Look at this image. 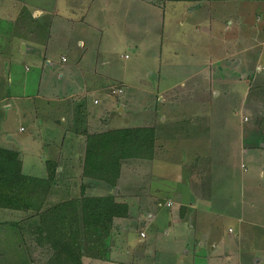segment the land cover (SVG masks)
Segmentation results:
<instances>
[{
    "label": "rangeland",
    "instance_id": "1",
    "mask_svg": "<svg viewBox=\"0 0 264 264\" xmlns=\"http://www.w3.org/2000/svg\"><path fill=\"white\" fill-rule=\"evenodd\" d=\"M0 4L5 17L20 15L15 22L0 16V95L3 89L21 92L11 109L0 103V147L19 152L25 174L44 178L46 160L58 159L61 176L55 184L62 187L56 191L63 200L78 196L88 179L76 165L83 152L77 149L87 141L77 129L155 126L154 159H131L117 180L128 192L142 187L150 199L137 207L138 199L127 192L130 217L112 231L118 250L125 251L128 243L141 246L140 229L153 247L179 246L173 213L183 202L191 215L203 213L208 242L211 226L218 225L223 245L245 253L244 264H264V131L258 126L264 101H246L248 76L264 80V68L259 71L257 65L264 59V0ZM36 6H48L49 13L35 19ZM222 55H227L222 70L208 61L201 76L191 78L204 60ZM203 173L208 197L200 202L192 189ZM54 203L48 198L47 204ZM149 204L155 205L152 217L146 212ZM19 212L0 208V264H31L20 261V248L28 246L25 255L49 257L12 223L27 214ZM203 256L199 253L197 262ZM255 256L260 263L252 260Z\"/></svg>",
    "mask_w": 264,
    "mask_h": 264
},
{
    "label": "trees",
    "instance_id": "2",
    "mask_svg": "<svg viewBox=\"0 0 264 264\" xmlns=\"http://www.w3.org/2000/svg\"><path fill=\"white\" fill-rule=\"evenodd\" d=\"M250 82L246 101H264V80L258 82L252 76ZM259 123L264 131V118ZM79 133L87 135L80 169L88 183L78 196L50 205L47 201L61 172L59 160H46L47 175L37 178L23 172L18 151L0 147V208L27 212L15 222L23 221L24 231L33 236L36 246L49 254L51 259L44 264H85V258L108 259L114 241L115 220L130 217V203L117 180L132 163L131 159H137V163L140 158L154 159L155 126L82 130ZM101 182L107 186L97 184ZM26 250L29 251V246Z\"/></svg>",
    "mask_w": 264,
    "mask_h": 264
},
{
    "label": "crops",
    "instance_id": "3",
    "mask_svg": "<svg viewBox=\"0 0 264 264\" xmlns=\"http://www.w3.org/2000/svg\"><path fill=\"white\" fill-rule=\"evenodd\" d=\"M40 3V1H39ZM38 3V4H39ZM187 3H192V2H187ZM193 3H197V2H193ZM37 4V5H38ZM44 4V3H43ZM42 4V5H43ZM197 6V5H196ZM196 6H192V10L195 9ZM0 7L1 4H0ZM190 9V7L188 8ZM8 12L10 13L11 10H8ZM49 13L48 10V6L47 7H42V6H36L34 7L33 10V16L35 19H39L42 15ZM5 8L3 7L1 12H0V16L4 17V19H7L9 21H13L15 22L18 18L19 15V11H17V13L15 15H8V17H5ZM228 26L225 27V30H228ZM80 41V45H83V41ZM31 48L34 49V51L37 49H35V46L31 45ZM25 50H27V48H25ZM231 55V54H230ZM264 55V54H263ZM214 57H210L211 59H206L204 60L203 65L197 67L198 71H200V73L197 74V72H195L193 74V77H200L201 76V72L204 71L208 65V61L212 62L213 60L218 64L217 69L218 70H222L221 67V63H223L224 61H226L227 59V55H222V56H215ZM65 58V60L63 59ZM62 60L63 61H67L68 59L66 57L63 56ZM264 62L263 57H261L260 61H257V65L259 66V71L262 70L264 67H262V65H260V63ZM49 63V62H48ZM215 67V65H213ZM201 69V70H200ZM212 71L215 70L213 68H211ZM214 74V71H213ZM250 77H252L251 75L248 76V80L247 83L249 85V81H250ZM190 78V79H191ZM253 78H254V74H253ZM28 81H30L28 79ZM11 85L9 87H12V83H10ZM24 87V85H23ZM195 90V89H194ZM21 93V92H18ZM15 90L13 92L6 93V90L3 89L1 95H0V103H4L6 109H11L12 108V102H15V100L19 99L20 95L18 94ZM204 97V93H202L199 96V99ZM94 103H98L97 100L94 101ZM97 117V113L92 115V118ZM163 117V116H162ZM103 119V118H101ZM165 119V118H164ZM92 126V125H91ZM90 126V127H91ZM92 130V129H90ZM80 132L78 129L76 130V133ZM84 134V133H83ZM86 138V137H85ZM84 143V142H83ZM80 146V148H78L77 150H82V153H79L78 156L76 157V165L77 166H81L82 165V161H83V153H84V146L85 144H83ZM60 148H63L62 146H60ZM58 160V159H56ZM66 164V162L64 163V165ZM61 170V168H60ZM206 173H203L202 177L199 179V182H195L193 184V191L194 194H192L195 197H198L197 200H199L200 202L203 201V198L208 197V194H206V187L208 185L207 181H206V177H205ZM59 176H61V173H58L57 175V179L59 178ZM62 187L59 184H55L54 185V192L53 194H50L51 196L49 197L50 201L54 200L57 202L62 201L63 200V196L62 193H58L56 191V189ZM191 187V186H190ZM121 189L125 190V187H120ZM134 189V188H132ZM204 189V192H203ZM116 190V189H115ZM127 192L128 190L126 189V194L124 195L125 198L129 201V198L127 197ZM130 197L134 196L135 198L138 199V201H136V205L137 207H140V205H142V207L144 206V204L146 205L148 202H150V199H148V196L145 195L144 189L142 187H136V189H134L132 192H128ZM132 195V196H131ZM145 195V198H144ZM67 196V194L65 195ZM148 200V201H147ZM48 202V201H47ZM140 202V203H139ZM130 203V202H129ZM172 203L169 202L168 205H171ZM191 205H194L193 203H191ZM151 209H155V205L154 204H149L148 207H146V212L149 213L152 217V213H151ZM191 209L185 206V203H181V205L179 206V208L173 213L175 215V217H173V222L178 220V222H176L174 224L175 229L173 233L176 232L175 236H176V241L177 244L179 246H173L174 248H172V250L168 249L167 247H159L157 246H151L153 243L151 244H147L146 241H144V239L147 238V233L144 229H140L139 230V235H138V241L141 242V246H137V244H131V243H126L127 247L124 248L125 251H120L118 250L116 244H115V236L116 234H114L113 236V244L112 247L110 249V254H109V258L106 260H95V259H89V258H85V264H244V254L242 251H231L230 250V244H227L224 246L223 245V234L219 235V226L217 225H212L210 228V231H212V234H210L212 236L211 241L208 242V222L201 216L202 214L199 213V215L197 214L196 216L191 215ZM14 214L18 213L20 214L19 210H12ZM22 217L19 215L18 216V220H20ZM123 219H127V218H117L115 220V227L114 230H119V227L123 226ZM173 222L171 221L168 222L170 225L173 224ZM14 225H17L20 227H22V230L24 231V228L21 223L15 222L13 221ZM216 230V231H215ZM216 232V233H215ZM141 233H144V235H142ZM168 234V232L166 233ZM229 237H230V233ZM142 235V236H141ZM211 244V249L209 248V252H208V246ZM151 247H153L154 250H151ZM122 248V247H120ZM21 257H23V262H28L33 264L34 262H44V261H48L51 258L48 257L46 254H42L40 253L39 256H37V253L31 254L30 256L25 255V253L22 252H26L23 251L21 248ZM171 251V252H170ZM84 252V251H83ZM203 252L204 256H203V260H199L201 262H197V255L199 253ZM30 253V252H29ZM169 254H171V258L169 257ZM241 255V256H240ZM27 256V257H26ZM44 257V258H42ZM169 258V259H168ZM19 260V259H18ZM253 261L256 260V262H261V259L258 257H254L252 258Z\"/></svg>",
    "mask_w": 264,
    "mask_h": 264
},
{
    "label": "built area",
    "instance_id": "4",
    "mask_svg": "<svg viewBox=\"0 0 264 264\" xmlns=\"http://www.w3.org/2000/svg\"><path fill=\"white\" fill-rule=\"evenodd\" d=\"M63 59L65 60V58H63ZM120 92H122L121 89H114V91H113V93H116V94H118ZM141 234L144 235V233H141Z\"/></svg>",
    "mask_w": 264,
    "mask_h": 264
}]
</instances>
